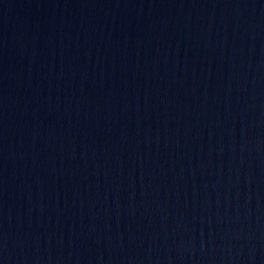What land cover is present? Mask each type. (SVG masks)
<instances>
[{
    "label": "water",
    "instance_id": "95a60500",
    "mask_svg": "<svg viewBox=\"0 0 264 264\" xmlns=\"http://www.w3.org/2000/svg\"><path fill=\"white\" fill-rule=\"evenodd\" d=\"M0 264H264V0H0Z\"/></svg>",
    "mask_w": 264,
    "mask_h": 264
}]
</instances>
